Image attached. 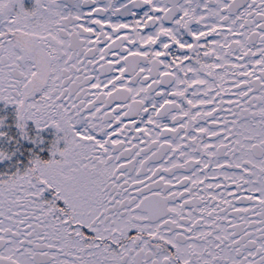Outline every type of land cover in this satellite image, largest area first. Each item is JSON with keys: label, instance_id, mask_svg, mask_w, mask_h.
Masks as SVG:
<instances>
[{"label": "snow or ice", "instance_id": "snow-or-ice-1", "mask_svg": "<svg viewBox=\"0 0 264 264\" xmlns=\"http://www.w3.org/2000/svg\"><path fill=\"white\" fill-rule=\"evenodd\" d=\"M0 264H264V0H0Z\"/></svg>", "mask_w": 264, "mask_h": 264}]
</instances>
